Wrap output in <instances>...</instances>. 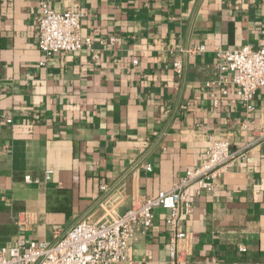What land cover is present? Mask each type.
Wrapping results in <instances>:
<instances>
[{
    "label": "crops",
    "instance_id": "crops-1",
    "mask_svg": "<svg viewBox=\"0 0 264 264\" xmlns=\"http://www.w3.org/2000/svg\"><path fill=\"white\" fill-rule=\"evenodd\" d=\"M43 2L79 12L91 45L41 65ZM243 44L264 47V0H0V245L51 239L169 189L212 135L246 157L213 190L189 189L180 263L264 264V87L247 113L232 84H208L214 49ZM166 213L154 210L119 264L168 263Z\"/></svg>",
    "mask_w": 264,
    "mask_h": 264
},
{
    "label": "built area",
    "instance_id": "built-area-1",
    "mask_svg": "<svg viewBox=\"0 0 264 264\" xmlns=\"http://www.w3.org/2000/svg\"><path fill=\"white\" fill-rule=\"evenodd\" d=\"M36 20L37 46L43 54L41 65L56 53H72L91 45V37L82 38L80 35V13L77 11H54L43 2ZM203 49V45H198L192 50ZM214 56L215 77L209 79L208 84H232L237 97L233 101L247 113L253 111V95L258 88L264 87V47L249 44L232 49L217 47ZM173 70L180 75V61H174ZM222 93H226V88ZM5 121L11 122V118ZM263 138L264 124L255 140ZM206 141L202 163L186 169L169 189L160 190L154 196L134 199L122 213L112 218L93 221L82 215L65 229L54 231L51 239L18 240L14 245H0V264H119L127 257L131 240L149 231L154 210L158 207L167 208L164 218L169 233L167 264H181L179 242L187 237V233L180 221L193 208L189 189L194 187L196 193L213 190V179L224 173L237 158L246 157L245 149L232 150L225 138L209 135ZM142 166L151 169L149 163ZM50 172L45 171V179L50 178ZM25 179L29 180V177ZM100 188L104 192L110 190L104 184ZM241 249L244 250L243 247Z\"/></svg>",
    "mask_w": 264,
    "mask_h": 264
}]
</instances>
